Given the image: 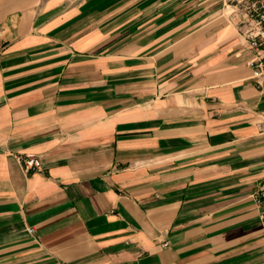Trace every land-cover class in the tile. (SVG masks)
Wrapping results in <instances>:
<instances>
[{
    "label": "crops",
    "instance_id": "1",
    "mask_svg": "<svg viewBox=\"0 0 264 264\" xmlns=\"http://www.w3.org/2000/svg\"><path fill=\"white\" fill-rule=\"evenodd\" d=\"M0 44V264H264V89L224 0H0Z\"/></svg>",
    "mask_w": 264,
    "mask_h": 264
},
{
    "label": "built area",
    "instance_id": "2",
    "mask_svg": "<svg viewBox=\"0 0 264 264\" xmlns=\"http://www.w3.org/2000/svg\"><path fill=\"white\" fill-rule=\"evenodd\" d=\"M230 8V18L236 22L240 34L245 40L250 57L247 65L251 69V78L255 86L264 89V0H224ZM0 44V49H1ZM15 160L25 172L40 170V159L33 154H15ZM264 180L262 185L250 193L258 208L259 220L264 232ZM29 232H33L29 228Z\"/></svg>",
    "mask_w": 264,
    "mask_h": 264
}]
</instances>
